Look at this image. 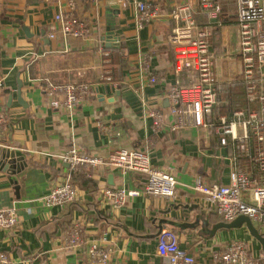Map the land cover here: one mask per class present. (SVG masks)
Here are the masks:
<instances>
[{
  "label": "crops",
  "instance_id": "1",
  "mask_svg": "<svg viewBox=\"0 0 264 264\" xmlns=\"http://www.w3.org/2000/svg\"><path fill=\"white\" fill-rule=\"evenodd\" d=\"M77 1L76 15L88 22L90 34L65 41L56 32L55 2L0 0V77L6 85L0 98V148L23 159L15 176L17 185L0 169V211L14 207L19 216L12 234L0 230V252L8 254L10 264H97L87 251L96 243L112 250L109 264H168L156 247L160 231L169 229L179 235L180 247L194 257V264H221L214 255L233 240L246 241L259 257L263 246L246 228L221 229L211 235L223 220L206 210L200 195L189 188L197 177L208 184H228L230 147L222 148L218 137L206 129H172L168 94L177 76L168 44L175 26L170 12L188 4L197 22L206 25L196 0H113L120 5L115 31L119 38H114L111 48L103 36L110 0L95 5ZM139 1L158 7L157 18L142 29L137 27ZM222 8L211 42L223 92L220 105L230 100L228 86L240 85L241 71L236 58V4L224 1ZM50 33H56L54 39ZM115 50L124 63L119 59L113 66ZM146 67L158 76L157 83H148ZM43 79L57 86L86 83L92 91L75 112L59 111L49 106L41 91ZM151 110L164 114L161 129H154L148 117ZM72 145L103 160L120 149L147 150L155 168L177 176L178 198L170 202L143 195L127 206L109 209L100 196L105 187L140 189L145 178L103 164L94 169L93 180L86 179L84 172L78 174L93 183L74 180L76 203L46 206L43 199L52 185L69 175L70 165L60 157ZM162 220L171 226L161 225ZM73 223L82 225L83 244L65 249L64 237Z\"/></svg>",
  "mask_w": 264,
  "mask_h": 264
},
{
  "label": "built area",
  "instance_id": "2",
  "mask_svg": "<svg viewBox=\"0 0 264 264\" xmlns=\"http://www.w3.org/2000/svg\"><path fill=\"white\" fill-rule=\"evenodd\" d=\"M58 8L54 20L57 33L66 41L90 34L88 22L76 15L77 0H51ZM99 4L100 0H88ZM224 1L236 4L235 28L239 32L237 61L241 71L239 80L246 88L247 101L253 107L250 112H235L230 118L222 116L218 122H207L219 106V81L217 75V54L211 51L213 28L219 22ZM199 11L207 18V24L200 25L194 11L188 4L175 7L170 12L175 26L168 36V44L174 52L176 83L168 94L169 112L174 118L172 129H202L213 132L220 146L230 147L229 183L208 184L200 177L189 186L200 195L205 209L216 213L223 222L231 223L243 216L250 218L253 226L264 237V0H196ZM137 27L153 21L158 7L153 2H136ZM56 33H50L54 39ZM148 83L158 82L149 67ZM5 78L0 77V98L5 94ZM41 91L49 106L59 111L75 112L89 95L91 88L86 83L57 86L49 79L41 81ZM155 130L165 125L164 114L151 110ZM61 162L70 165L69 175L63 182L50 188L43 203L46 206L65 207L78 201L77 187L72 175L82 174L93 180L94 169L106 164L111 170L124 174H139L145 178L140 189L105 187L101 193L102 204L109 209L127 206L140 196L161 197L168 201L178 198L179 180L168 171L151 164L149 152L143 149L132 151L116 150L106 160L98 159L79 147L70 146L60 157ZM19 224L14 207L0 211V230L12 234ZM82 225L73 223L66 231L63 246L66 249L79 248L83 244ZM227 247L214 255L221 264H264V250L255 256L246 241L233 240ZM157 253L168 264H194L193 256L180 247L179 235L174 230L164 229L158 236ZM90 259L97 264H109L112 250L91 244L87 249ZM263 260V261H262ZM262 261V263H260ZM0 264H10L7 253L0 252Z\"/></svg>",
  "mask_w": 264,
  "mask_h": 264
},
{
  "label": "water",
  "instance_id": "3",
  "mask_svg": "<svg viewBox=\"0 0 264 264\" xmlns=\"http://www.w3.org/2000/svg\"><path fill=\"white\" fill-rule=\"evenodd\" d=\"M120 5L113 0L109 1L108 9H107V26H106V32L103 34L104 41L107 42V47L111 48L114 38L118 37L115 34L116 31V24H117V15L119 14ZM119 38V37H118ZM20 162H23V159H17L15 157L14 152L9 151L7 149L0 148V169L4 171L5 173L10 174V181L14 184H18V181H16V174L21 172ZM18 189V187H17ZM161 225H167L169 224L167 221L162 220L160 221ZM195 224H198V219L195 221ZM170 225V224H169ZM175 225V224H173ZM194 226V224H191ZM171 226V225H170ZM181 227H187L184 225H181ZM246 228L248 233L251 237H253L260 245L263 246L264 249V237L259 235V232L257 229L253 226L250 218L243 216L242 218H239L231 223H219L215 225L211 230V235H215L218 230L221 229H243ZM162 230L160 231V233ZM159 233V235H160ZM158 235V236H159Z\"/></svg>",
  "mask_w": 264,
  "mask_h": 264
},
{
  "label": "trees",
  "instance_id": "4",
  "mask_svg": "<svg viewBox=\"0 0 264 264\" xmlns=\"http://www.w3.org/2000/svg\"><path fill=\"white\" fill-rule=\"evenodd\" d=\"M215 25V24H214ZM120 51L115 50L112 52V60H113V66L118 63V60L120 59ZM120 63H124L122 59H120ZM238 83V82H237ZM240 85L239 86H228V91H229V98L228 101L225 103H221L222 105L219 104V106L214 110L211 116H209L206 121L207 122H213L217 123L218 119L222 116H227L230 118L235 112H240V111H246L247 113L253 110V107L250 103L247 101V96H246V88L244 85L239 80ZM238 83V84H239ZM221 93V94H220ZM222 94L223 92H220L219 88V100L220 98L222 99ZM72 178L81 184H91L93 182L87 181L84 178L78 177V174L72 175ZM222 222V220H221ZM223 223V222H222Z\"/></svg>",
  "mask_w": 264,
  "mask_h": 264
},
{
  "label": "rangeland",
  "instance_id": "5",
  "mask_svg": "<svg viewBox=\"0 0 264 264\" xmlns=\"http://www.w3.org/2000/svg\"><path fill=\"white\" fill-rule=\"evenodd\" d=\"M234 32H235V33H234V37H236V36H237V31L234 30ZM238 40H239V37L237 38L236 45L238 44ZM131 151H132V150H131ZM168 172H169V171H168Z\"/></svg>",
  "mask_w": 264,
  "mask_h": 264
}]
</instances>
